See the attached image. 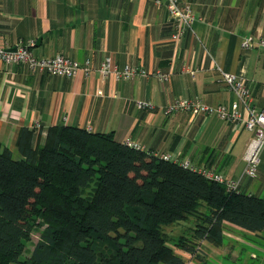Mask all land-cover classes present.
<instances>
[{
    "label": "crops",
    "instance_id": "obj_1",
    "mask_svg": "<svg viewBox=\"0 0 264 264\" xmlns=\"http://www.w3.org/2000/svg\"><path fill=\"white\" fill-rule=\"evenodd\" d=\"M181 3L192 7L196 21L176 40L177 22L166 0H0L2 48L33 41V52L42 59H90L95 68L112 57L120 70L132 64L170 75L165 83L155 76L103 79L97 72L67 78L0 61L2 148L17 154L22 129L36 130L35 143L40 133L43 143L54 126L113 133L118 142L131 141L173 162L211 169L237 182L240 192L264 198V151L257 177L245 175L253 132L216 116L164 113L178 99L231 109L239 98L223 82L225 73L244 79L252 105L264 109V48L243 47L248 38L264 39V0ZM140 101H151L155 108L141 109ZM239 112L247 117L242 103ZM224 235L227 244H206L213 253L207 252L206 262L264 264V233L225 223Z\"/></svg>",
    "mask_w": 264,
    "mask_h": 264
},
{
    "label": "trees",
    "instance_id": "obj_2",
    "mask_svg": "<svg viewBox=\"0 0 264 264\" xmlns=\"http://www.w3.org/2000/svg\"><path fill=\"white\" fill-rule=\"evenodd\" d=\"M35 132L21 130L18 158L0 145V264H192L176 249L205 264L203 245L221 246L225 223L264 233V198L195 166L113 133L54 126L35 143ZM190 218L192 236L171 243L164 227Z\"/></svg>",
    "mask_w": 264,
    "mask_h": 264
},
{
    "label": "built area",
    "instance_id": "obj_3",
    "mask_svg": "<svg viewBox=\"0 0 264 264\" xmlns=\"http://www.w3.org/2000/svg\"><path fill=\"white\" fill-rule=\"evenodd\" d=\"M160 4L161 0H154ZM167 8L173 19L177 22V32L174 39L179 40L187 29L192 28L196 21V16L192 7L182 5L181 0H166ZM35 43L33 41H19L16 50H8L0 47V61L7 64H28L32 70H39L50 75L74 78L80 73L90 77L93 72H97L103 79L113 76L117 80H131L136 76L150 77L155 76L161 83L169 80L170 75L162 72H149L138 66L127 64L122 70L117 69L112 57H105L97 67H93L91 60L87 59L80 62L65 55H57L53 58H38L33 52ZM246 49L254 47L264 48V39L255 40L248 38L243 43ZM223 82L226 86L236 93L239 102H234L231 109L225 105H209L201 100L178 99L164 108V113L168 116L174 115L179 111H187L191 114H200L206 116H216L224 121L239 125L254 133V137L249 145L246 155L245 175L255 178L258 175L261 164V155L264 151V109L258 110L252 105V92L244 79L230 73H225ZM245 106L247 117L239 112V105ZM141 109L152 110L155 105L151 101H140L137 103ZM40 128V125H37ZM128 145L141 149V147L131 141ZM170 158V157H166ZM189 166V163H185ZM207 178L225 184L230 191H237L239 185L237 182L229 180L222 175L215 173L211 169H199Z\"/></svg>",
    "mask_w": 264,
    "mask_h": 264
},
{
    "label": "rangeland",
    "instance_id": "obj_4",
    "mask_svg": "<svg viewBox=\"0 0 264 264\" xmlns=\"http://www.w3.org/2000/svg\"><path fill=\"white\" fill-rule=\"evenodd\" d=\"M16 158H18V154L15 155ZM170 159V158H169ZM200 169V168H199ZM196 223L197 221L194 219V218H190L189 220L187 221H182V222H178V223H174V224H171L169 226H165L164 227V231L168 234V237L170 239V242L171 243H175L177 242L179 239L182 238V236H185L187 238H190V236H192L193 234V230L194 228L196 227ZM41 231L39 229H37V227L34 228V231L32 233V236H31V239L30 241L27 243V246H26V249H25V252L23 254V258H31L32 256V252L34 251L35 249V246L36 244L38 243L39 239H40V233ZM227 241V239L225 240ZM225 244H227V242H224ZM206 244H209V243H204L203 245V248L205 249L206 252L210 253V254H213L212 252H210L206 246ZM223 250V249H222ZM177 253L179 255L181 254H186L185 256H191L179 249H176ZM203 254H206L205 252H202ZM182 256V255H181ZM185 258V257H184ZM192 258V256H191ZM195 259H193V263L196 264V262L194 261ZM205 264H218L215 263V262H212L211 263H205ZM221 264H241V263H233V262H230L229 259L228 260H224V262H222Z\"/></svg>",
    "mask_w": 264,
    "mask_h": 264
},
{
    "label": "water",
    "instance_id": "obj_5",
    "mask_svg": "<svg viewBox=\"0 0 264 264\" xmlns=\"http://www.w3.org/2000/svg\"><path fill=\"white\" fill-rule=\"evenodd\" d=\"M16 50V48L15 49H12V51H15Z\"/></svg>",
    "mask_w": 264,
    "mask_h": 264
}]
</instances>
